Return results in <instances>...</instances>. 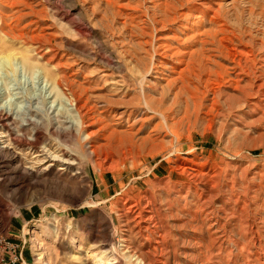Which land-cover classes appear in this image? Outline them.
<instances>
[{"label":"rangeland","instance_id":"obj_1","mask_svg":"<svg viewBox=\"0 0 264 264\" xmlns=\"http://www.w3.org/2000/svg\"><path fill=\"white\" fill-rule=\"evenodd\" d=\"M3 107L17 264H264V0H0Z\"/></svg>","mask_w":264,"mask_h":264},{"label":"bare ground","instance_id":"obj_2","mask_svg":"<svg viewBox=\"0 0 264 264\" xmlns=\"http://www.w3.org/2000/svg\"><path fill=\"white\" fill-rule=\"evenodd\" d=\"M67 105L70 106L73 109L74 108H76V109L78 108L77 107V104H74L71 101ZM3 109L6 112L5 116H0V125H1V127L3 129H9V128L13 127V125H14L13 124L14 123L13 121L14 120H20V122H21L20 123V126L22 128L34 127V129H35V133H36V138L35 139L33 138V139L27 140V139H25V135H23V137H24V141H23V139L18 135V137L15 140H13V141H15V143H22V141H23L25 143H28L29 145H32L33 141H36L37 142L39 140V135L40 134H38V129H40V127L42 128V125H43L40 121H37L33 117H28L26 114L19 115V114H17V112L12 111L10 109H7L6 107H3ZM78 109H79L78 110V116H79L80 121H78L77 123L82 127V125L85 124V121L84 120L86 119V117H88V116L90 117V110H92L93 108L92 109L88 108L87 109L88 110L87 113L84 112V109H86V108L83 105L82 106L79 105V108ZM94 111H95V109H94ZM95 112H93V113H95ZM10 116L13 117V120L9 118ZM93 116H94V114H93ZM93 119H94V117L92 118V120ZM52 129H54L53 134H56V133L61 134V133L64 132L63 131V128L60 125L57 126V127H53ZM76 132H77L76 133V135H77L78 134V130ZM94 134L95 133H89V134H87V139H89ZM72 137H73L74 140H76V136L75 135L72 136ZM0 151H3V150L1 149ZM105 257L106 256L103 255V257L101 258V260L104 261V263H102V264H107L108 263V259H105ZM137 264H139V263H137Z\"/></svg>","mask_w":264,"mask_h":264},{"label":"built area","instance_id":"obj_3","mask_svg":"<svg viewBox=\"0 0 264 264\" xmlns=\"http://www.w3.org/2000/svg\"><path fill=\"white\" fill-rule=\"evenodd\" d=\"M21 260L19 247L0 237V264H17Z\"/></svg>","mask_w":264,"mask_h":264}]
</instances>
